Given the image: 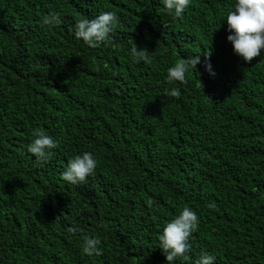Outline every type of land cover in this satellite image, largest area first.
I'll return each mask as SVG.
<instances>
[{
  "label": "trees",
  "instance_id": "trees-1",
  "mask_svg": "<svg viewBox=\"0 0 264 264\" xmlns=\"http://www.w3.org/2000/svg\"><path fill=\"white\" fill-rule=\"evenodd\" d=\"M234 2L191 0L174 17L162 0H0V264H166L158 235L184 207L199 223L174 264L204 252L264 264V52L233 53ZM104 11L117 15L106 41L74 36ZM49 12L59 24L43 23ZM132 45L150 57L134 63ZM192 55L196 70L168 81ZM34 129L57 143L47 160L27 152ZM85 151L94 174L66 182ZM84 236L99 255L83 253Z\"/></svg>",
  "mask_w": 264,
  "mask_h": 264
},
{
  "label": "clouds",
  "instance_id": "clouds-1",
  "mask_svg": "<svg viewBox=\"0 0 264 264\" xmlns=\"http://www.w3.org/2000/svg\"><path fill=\"white\" fill-rule=\"evenodd\" d=\"M166 12L174 17H180L191 0H162ZM226 37L231 43L232 51L244 62L260 56L264 52V0H235L231 10L226 13ZM46 25H57L60 17L55 12H49L43 17ZM117 24V15L113 11H104L95 17L81 18L75 21L74 36L81 39L89 47L95 48L101 42L109 38V33ZM129 53L134 63L147 60L150 55L145 50H137L135 45L130 46ZM210 53H205L204 68L209 75H214L211 64L207 62ZM200 62L199 55L181 58L174 65L167 68L166 79L183 83L189 68L196 70ZM167 94L173 98H179L181 92L178 88L167 89ZM57 147L55 139L39 129L33 130V139L27 145V152L33 154L38 161L47 160L51 150ZM97 166V160L91 152L85 151L75 155L67 162L62 178L71 184L85 182L86 178L93 175ZM198 215L190 207H184L169 220L158 235V247L165 257L166 264H174L177 258H188L190 245L189 236L197 229ZM75 232L74 227L68 229ZM101 241L95 236H84L82 251L87 256L99 255ZM216 257L206 252L192 261V264H215Z\"/></svg>",
  "mask_w": 264,
  "mask_h": 264
}]
</instances>
